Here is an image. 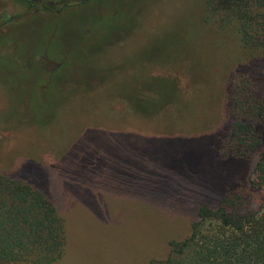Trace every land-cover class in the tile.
<instances>
[{
  "label": "rangeland",
  "instance_id": "1",
  "mask_svg": "<svg viewBox=\"0 0 264 264\" xmlns=\"http://www.w3.org/2000/svg\"><path fill=\"white\" fill-rule=\"evenodd\" d=\"M204 3L91 0L53 14L0 0V172L55 205L56 264H147L224 192L264 203L250 183L258 151L220 153L228 79L250 71L264 95V50Z\"/></svg>",
  "mask_w": 264,
  "mask_h": 264
},
{
  "label": "trees",
  "instance_id": "2",
  "mask_svg": "<svg viewBox=\"0 0 264 264\" xmlns=\"http://www.w3.org/2000/svg\"><path fill=\"white\" fill-rule=\"evenodd\" d=\"M28 11L60 13L91 0H12ZM218 26L236 24L243 46L264 50V0H205ZM232 127L221 146L223 159H247L258 151L254 189L264 188V95L252 72L228 79ZM173 194L176 188L172 187ZM241 188L224 192L215 206L203 203L188 236L171 240L163 259L147 264H264V203L253 209ZM64 221L47 195L29 181L0 172V264H56L65 248Z\"/></svg>",
  "mask_w": 264,
  "mask_h": 264
}]
</instances>
